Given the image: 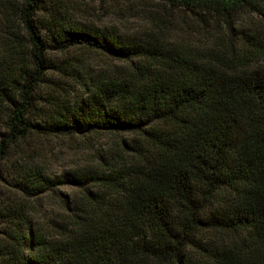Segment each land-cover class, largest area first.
I'll return each instance as SVG.
<instances>
[{
  "label": "trees",
  "instance_id": "obj_1",
  "mask_svg": "<svg viewBox=\"0 0 264 264\" xmlns=\"http://www.w3.org/2000/svg\"><path fill=\"white\" fill-rule=\"evenodd\" d=\"M158 1L192 20L178 46L103 36L49 11L55 47L101 50L128 68L83 81L78 101L39 123L49 38L35 21L42 0H21L26 41L16 35L17 61L0 70V182L13 146L33 132L131 138L62 179L19 165L15 184L28 197L59 183L83 194L61 199L51 232L3 202L0 264H264V0Z\"/></svg>",
  "mask_w": 264,
  "mask_h": 264
},
{
  "label": "rangeland",
  "instance_id": "obj_2",
  "mask_svg": "<svg viewBox=\"0 0 264 264\" xmlns=\"http://www.w3.org/2000/svg\"><path fill=\"white\" fill-rule=\"evenodd\" d=\"M21 0H0V70L13 66L17 61V36L26 41L25 31L19 25L17 7ZM43 8L36 14V25L49 38L43 21L50 13L59 11L70 24L103 36H116L125 41H153L165 47L180 45L184 39L185 20H192L182 10L162 6L158 0H42ZM247 24L259 20L255 15H246ZM17 35V36H16ZM196 39V38H195ZM154 40V39H153ZM160 42H159V41ZM46 51L47 71L45 81L38 86L32 120L44 122L45 116L58 111V106L74 103L83 96L82 83L105 76L114 77L127 71L128 65L112 58L101 50L85 46L58 49L50 40ZM53 81H58L55 85ZM5 115H0V132L6 130ZM131 138L128 134L95 133L74 136L45 135L33 132L22 142L13 146L2 164L0 182V209L3 202H13L26 208L27 218L35 228L43 227L51 232L50 225L65 213L61 199L81 197L82 190L72 184H58L55 191H47L35 197L21 193L15 184L14 170L19 166L38 169L50 180L96 165L100 156L115 147L119 141ZM3 225L0 220V242Z\"/></svg>",
  "mask_w": 264,
  "mask_h": 264
}]
</instances>
